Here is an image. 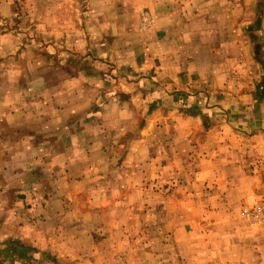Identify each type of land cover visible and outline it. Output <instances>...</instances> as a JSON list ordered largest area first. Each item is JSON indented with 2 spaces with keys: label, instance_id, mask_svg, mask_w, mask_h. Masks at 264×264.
I'll use <instances>...</instances> for the list:
<instances>
[{
  "label": "rangeland",
  "instance_id": "obj_1",
  "mask_svg": "<svg viewBox=\"0 0 264 264\" xmlns=\"http://www.w3.org/2000/svg\"><path fill=\"white\" fill-rule=\"evenodd\" d=\"M77 1L78 10L87 12V0ZM60 4L61 0H0V34L18 37L17 56L34 53L30 59L35 58L37 73L43 75L45 62L62 61L73 67L68 68V76L76 73L88 86L83 101L77 99L78 105L69 110V116L74 114L77 120L65 121L62 132L54 121L51 128H44L48 121L42 120L24 128L34 134L32 141L42 143L48 138L53 147L33 154L25 170L30 189L18 195H78L68 201L74 206L69 215L76 212L82 218L80 233L75 230L76 218L66 232L73 253L78 252L67 263L264 264V225L240 215L243 207L264 205V137L237 135L222 113L211 115L208 107L191 105L184 97L178 111L165 97L157 102L154 88L142 98L128 97L122 84L115 89L109 73L112 63L98 56L108 47L107 39L91 42L86 38L93 25L78 24L85 38L78 45L81 49H66L59 36L49 39L50 30L64 31L57 24L62 23L64 8L53 7ZM154 26L153 15L141 10L138 32L146 33ZM61 43L64 48L58 49ZM48 44L58 49L55 54L45 49ZM118 66L121 77L125 68L122 62ZM42 89L24 87L21 98L26 100L29 90L34 94ZM70 90L52 94L56 105L59 99H74ZM257 91L264 95V88ZM112 101L130 109L124 118L112 117V106L105 107ZM188 110L200 118L189 120ZM18 127L17 132L3 130L0 159L5 170L10 168L11 154L4 150L10 148L7 139L16 138L19 130L20 137L24 134L23 127ZM4 195L12 194L7 189ZM5 205L10 210L16 206L7 200ZM9 214L4 217L8 230ZM5 250L4 254L11 253Z\"/></svg>",
  "mask_w": 264,
  "mask_h": 264
},
{
  "label": "crops",
  "instance_id": "obj_2",
  "mask_svg": "<svg viewBox=\"0 0 264 264\" xmlns=\"http://www.w3.org/2000/svg\"><path fill=\"white\" fill-rule=\"evenodd\" d=\"M78 5L77 0H61L60 5H53L64 8L62 23H57L64 31L48 28L49 39L57 40L59 36L65 40L66 49H81L78 45L85 38L78 24L93 25L86 38L91 42L107 39L108 47L97 54L112 63L113 71L109 73L115 89L122 84L128 97L142 98L154 88L157 102L165 97L178 111L179 105L185 103L180 100L184 97L191 105L208 107L211 115L222 113L237 135L264 137V95L257 91L264 88V0H87V12L78 10ZM144 9L155 18V26L141 33L137 28L138 15ZM228 9L231 15L227 14ZM53 14L47 18L53 20ZM9 39L11 42L6 45ZM9 39L0 34V144H4V128L17 132L22 126L25 136L20 137L19 130L16 138H6L10 148L4 150L11 153L10 170L3 169L0 159V264H68L78 251L73 253L74 245L66 232L76 218L75 230L80 233L82 220L76 212L69 215L74 206L68 200L78 195H18L30 189L25 170L31 165L33 154L51 151L53 147L48 138L42 143L32 141L34 134L24 128H30L33 120L48 121L43 127L51 128L54 121L59 122L55 126L62 132L68 123L65 121L77 120L74 114L69 116V110L75 109L78 100L83 101L88 86L78 74L68 76V68L73 67L62 61L45 62L43 75L37 73L40 71L34 67L35 58L30 59L34 53L17 56L18 37ZM62 43L58 49L64 48ZM48 45L45 49L55 54L58 49ZM9 56L11 59H7ZM119 62L125 68L121 77ZM97 86L96 83L92 89L97 91ZM24 87L43 89L34 94L29 90L24 100ZM67 88H71L74 99L63 97L66 100L59 99L56 105L52 94L56 96L59 89ZM94 97L93 101L97 96ZM123 104L112 101L105 107L112 106V117L121 119L130 111ZM188 113L189 120L200 118L190 115L189 110ZM261 152L264 154V146ZM4 185L12 195L5 197ZM5 200L16 206L10 210ZM7 214L11 216L10 230L4 225ZM5 249L11 253L4 254ZM18 250L25 256L21 257Z\"/></svg>",
  "mask_w": 264,
  "mask_h": 264
},
{
  "label": "built area",
  "instance_id": "obj_3",
  "mask_svg": "<svg viewBox=\"0 0 264 264\" xmlns=\"http://www.w3.org/2000/svg\"><path fill=\"white\" fill-rule=\"evenodd\" d=\"M240 215L246 221L264 225V205L243 207L240 211Z\"/></svg>",
  "mask_w": 264,
  "mask_h": 264
}]
</instances>
